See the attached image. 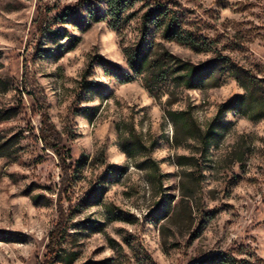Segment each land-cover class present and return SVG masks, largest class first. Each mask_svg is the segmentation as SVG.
Here are the masks:
<instances>
[{
  "label": "rangeland",
  "instance_id": "374dc122",
  "mask_svg": "<svg viewBox=\"0 0 264 264\" xmlns=\"http://www.w3.org/2000/svg\"><path fill=\"white\" fill-rule=\"evenodd\" d=\"M169 1L211 51L158 44L196 66L230 58L264 101V0ZM90 3L105 7L0 0V264H264V111L227 109L246 94L233 79L157 93L120 83L101 60L131 73L140 22L118 34L88 20ZM182 110L191 135L168 115Z\"/></svg>",
  "mask_w": 264,
  "mask_h": 264
},
{
  "label": "trees",
  "instance_id": "16d2710c",
  "mask_svg": "<svg viewBox=\"0 0 264 264\" xmlns=\"http://www.w3.org/2000/svg\"><path fill=\"white\" fill-rule=\"evenodd\" d=\"M104 3V8L89 4V21L105 22L118 34L132 21L140 22L136 44L125 50L131 73L123 72L114 66L110 68V63L101 60L106 72L114 75L120 83H131L140 78L147 89L157 93L170 85L189 90L207 89L218 87L227 79H233L246 91V94L227 102V109L242 115L249 114L256 108L264 111V101L255 93L257 84L230 58L220 57L209 64L196 66L174 57L158 44L159 37L168 41H177L197 52L211 51L208 42L202 41L191 31L183 28L181 12L172 6L169 0H104ZM52 34L59 36L57 32ZM168 115L188 135L194 133L195 122L191 112L168 111ZM43 121L46 129L42 130V139L46 147L53 150L60 159L64 158L66 149L61 146L60 139L54 127L48 123L46 115ZM124 149L131 151L130 148ZM60 228L59 225L51 234L49 246L51 263L58 257L55 246L60 235ZM214 262L216 264L230 263L228 258L212 259L209 263Z\"/></svg>",
  "mask_w": 264,
  "mask_h": 264
}]
</instances>
